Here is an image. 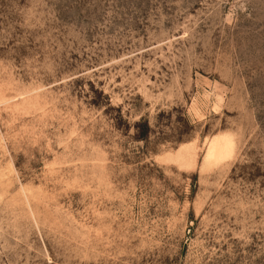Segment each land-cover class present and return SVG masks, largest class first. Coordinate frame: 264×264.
I'll return each instance as SVG.
<instances>
[{"label": "rangeland", "instance_id": "374dc122", "mask_svg": "<svg viewBox=\"0 0 264 264\" xmlns=\"http://www.w3.org/2000/svg\"><path fill=\"white\" fill-rule=\"evenodd\" d=\"M0 264H264V0H0Z\"/></svg>", "mask_w": 264, "mask_h": 264}, {"label": "bare ground", "instance_id": "6f19581e", "mask_svg": "<svg viewBox=\"0 0 264 264\" xmlns=\"http://www.w3.org/2000/svg\"><path fill=\"white\" fill-rule=\"evenodd\" d=\"M223 139L225 140V137H223ZM224 140H222V141H224ZM207 153V152H206ZM211 153V151H209V149H208V153H207V157H209V154Z\"/></svg>", "mask_w": 264, "mask_h": 264}]
</instances>
